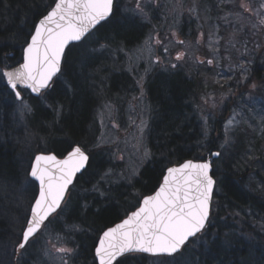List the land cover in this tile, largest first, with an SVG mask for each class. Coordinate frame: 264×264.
<instances>
[{"label": "snow or ice", "instance_id": "obj_1", "mask_svg": "<svg viewBox=\"0 0 264 264\" xmlns=\"http://www.w3.org/2000/svg\"><path fill=\"white\" fill-rule=\"evenodd\" d=\"M120 5L121 0H51L45 4L38 19L32 21V29L28 31L22 47V62L13 66L0 61V81L4 85L0 89V109L11 107L13 120L26 126V121L34 117L37 111L33 103L25 98V90H30L39 104L51 113V121L43 122L47 129H58L68 137L67 147L62 150V154L66 153L63 159H58L53 151L45 149L34 154L22 174L0 172V208L14 204L23 209L20 233L16 234L14 241L0 243V250L10 258L9 264H27L25 256H34L35 264H49L53 260L56 264H72L79 255V246H57L75 243L69 236L83 231L78 224H69L65 218L71 203L69 186H75L77 173L84 175L88 171L93 151L113 141L97 138L92 149H89L86 143L72 140L71 127L64 123L65 105L52 93L58 85L65 94L85 88L96 89L97 78L101 84L105 79L101 73L106 71L107 61L111 59L115 62L118 54L126 51L121 39L122 30L130 24H150L155 12L167 7L160 0H135L134 4L129 3L123 9ZM216 7L224 12L218 19L224 21L225 27H231L233 33L224 40L219 35L220 25H215V32L209 34L211 58L193 55L175 31L161 36V30L153 25L143 44L136 49L139 54L137 58L148 57L149 68L145 69V73L152 66H159L166 72L174 71L187 61L196 65L197 70L208 67L212 71L220 65L221 60L231 61L230 53L236 50L239 53L237 62L229 66L230 72L239 71L236 89L249 87L255 91L258 86L254 82L249 86L250 77L246 74L249 40L238 41L237 36L246 32V22L250 23L255 17L257 23L251 24V52L264 47L256 39L264 29V0H219ZM183 8L184 0H175L173 15L182 14ZM197 9L194 0L187 11L198 16ZM24 22H28L27 18ZM203 37L204 33L201 32L195 41L197 46ZM221 41H224L223 50ZM238 43L241 47H237ZM0 46H7V41L0 43ZM174 47L184 50L172 57L170 51ZM73 49L77 54L70 58ZM156 49L160 50V55L155 54ZM222 75L217 73V76ZM231 79L229 76L224 83L219 79L214 80L222 89L226 86L228 89L226 94H221L220 101L236 95L229 83ZM142 80L143 77L137 81L141 85L138 98L141 102L144 98ZM240 95L242 101L247 96L248 103L260 105L259 113H264V97H254L244 92ZM200 101L195 111L199 113V136L202 139L196 141V146L205 151L193 159L165 167L162 179L151 194H142L135 186L142 167L151 163L152 158L151 150L143 143L144 132L148 128L147 121L143 119L138 126L136 158L119 173L112 168L98 173L99 180L90 190H86L107 201L132 196L138 205H133L135 210L128 212L119 223L101 231L94 245V264H124L126 259L134 258L137 253L151 254L156 264H212L214 261L224 264L220 252L243 247L235 227L223 233L216 228L214 208L218 202L213 197L223 194L220 187L223 180L217 175L221 168L218 161L223 159L226 147L231 143L232 130L248 122L245 119L246 105L233 110L225 124V139L219 145V150L213 151L209 121L213 117L211 110L218 107V100L215 93H205ZM112 110L110 103L102 105V111H107L109 117ZM247 111L251 112L252 109ZM261 122L264 123V116ZM113 127L118 125L113 123ZM112 158H115L114 153ZM253 158L249 155L246 160ZM119 159L124 160L125 157L120 156ZM105 184L108 187L102 188ZM113 184L116 185L115 189ZM78 208L87 213L91 204L85 201ZM248 215L253 213L249 210ZM261 220L264 221V217ZM213 228L216 231H212ZM247 239L251 245L252 238ZM0 264H5V261L0 259ZM239 264H251V261L241 258ZM257 264H264V259Z\"/></svg>", "mask_w": 264, "mask_h": 264}, {"label": "trees", "instance_id": "obj_2", "mask_svg": "<svg viewBox=\"0 0 264 264\" xmlns=\"http://www.w3.org/2000/svg\"><path fill=\"white\" fill-rule=\"evenodd\" d=\"M207 1L214 6L215 0ZM50 2L51 0L0 2V43L7 41V46H0V61L13 66L22 61V47L28 31L32 29V21L38 19L45 4ZM4 5L7 7L5 8ZM26 18L27 23L24 22ZM193 20L195 23L191 31L195 34L202 26H198L196 20ZM150 27V24L144 26L130 24L125 27L121 35L125 46L138 44L140 37ZM257 39L261 45H264V39ZM6 53L9 57L7 59H5ZM76 54V50L73 49L70 58ZM108 63L106 71L101 73L105 79L101 84L97 78L96 89L85 88L65 94L58 85L56 91L52 93L65 105L64 123L71 127L70 138L86 143L89 149H92L97 142L100 130L93 106L98 105L99 99L104 97L111 98L113 94L121 91H132L131 75L126 71L109 67ZM204 69L200 67L197 70V66L189 64L188 67H179L174 71H163L151 79L152 83H148V96L152 102L150 114L157 132L156 136L152 135V137H155L159 143L156 144L153 138L151 139L153 140L150 141L153 149L151 163L141 169V176L136 182V189L142 194H149L155 190L162 179L165 167L193 159L205 151L196 146V141L202 139L199 136L200 121L199 113L195 111L196 105L201 103L200 97L203 94L215 93L220 98L228 89L227 86L222 89L220 84L214 81L209 85ZM235 73L237 74L229 83L236 91V95L231 96L225 106H221L219 102L218 107L211 110L213 117L209 121V139L212 141L213 151L219 150V145L225 139L224 126L233 110H239L240 106L246 105L240 93H245L248 87L236 89L235 81L239 79V71ZM215 74L216 72L213 71L212 78ZM251 79L264 81V62L260 57H256L251 63L248 83ZM3 86V82L0 81V89H3ZM254 97H264V91H259ZM25 98L37 108L35 116L26 121V126L18 120H13L11 107L0 109V172L22 174L23 169L34 158V154L45 149L58 155L65 154H62V150L67 147L68 137L58 129L49 131L43 123L51 121L50 111L40 105L35 96L26 94ZM49 102L51 103V99ZM247 109L253 107L247 106L245 115L253 118L252 123H255V126L251 128L249 124L242 123L238 128H234L231 132L233 140L226 147L223 159L218 161L221 168L217 175L223 180L220 186L223 194L213 198L218 202L214 208L217 216L216 228L223 233L235 227L239 234L237 238L243 245L238 250L220 252L219 256L224 264H239L241 258L251 261V264H257L264 259V227H262L264 221L261 220V217H264V123H257L253 117L256 116L255 112H249ZM249 155L254 158L246 160ZM105 156L104 147L93 151V159L88 171L84 175L80 174L75 186L71 188V203L65 217L69 224L76 223L83 229L72 233V240L75 241V246H79L81 252L79 258L83 259L85 264H94V245L101 231L124 218L134 209L133 205L138 206L132 196L117 197L115 200L107 201L91 191H86L99 180L98 173H101L105 167L103 164ZM101 187L106 188L108 185ZM112 187L115 189L116 185L113 184ZM85 201L91 204V209L87 213L78 208V205ZM249 210L253 215H248ZM236 213L239 215L237 216ZM22 222L21 208H17L14 204L0 208V243L14 241L16 234L21 231ZM216 228L212 231H216ZM248 237L252 238L251 245L248 243ZM143 258H146V255L138 253L134 258L126 259L124 264H130L132 259L140 263L143 262ZM0 259H3L5 264H9L10 258L4 255L2 250H0ZM134 264L138 263L134 262ZM212 264L217 262L214 261Z\"/></svg>", "mask_w": 264, "mask_h": 264}, {"label": "rangeland", "instance_id": "obj_3", "mask_svg": "<svg viewBox=\"0 0 264 264\" xmlns=\"http://www.w3.org/2000/svg\"><path fill=\"white\" fill-rule=\"evenodd\" d=\"M193 2L194 0H184V8L182 10V14H177L174 16L172 13V5L175 3V0H160V3L162 5H167V7H161L158 11L155 12L153 18L151 19V23H150L151 27L146 31V33L143 34L142 37H140L141 39L139 40V43L138 44L136 43L135 45L132 44L130 45V47L125 46L126 47L125 53L118 54V57L115 60V62H113V60L111 59L107 61L109 62L108 63L109 67H112L115 70H119V71H126L128 72V74L131 75L130 78L132 79V83L130 84V86L132 87V91H121L120 93H117L115 95L113 94L111 98L104 97L103 99H99L98 105L93 106L94 115L97 118L98 127H100V130L98 132L99 138H101L103 141H113L112 143H104L102 146L105 149V155H106L103 163L105 166L103 171L107 168H112L116 173H119L121 170L125 169L129 165V163H131L136 158L138 154L135 153V146L137 143V139L139 137L138 126L141 123V119L146 120L148 123V128L145 129L144 132L143 143L151 150L152 155H153V149L150 141L154 140L156 144L159 143L158 141H156L155 137L154 138L152 137V135L156 136L157 132H156V127H154L153 119L150 114L152 108V102L148 96V83L151 81L152 78H155L157 74L163 73L164 70H162V68L159 66H152L151 70L145 73V69L149 68L148 57L145 55L143 58H137L139 54L136 52V49L143 44L147 34L151 31L152 26L155 25L158 29L161 30V36H163L164 33L175 31L178 34V38L186 42L189 51L193 55L205 59L211 58V52L208 47L209 34L215 32L216 24L220 25L219 35L224 37V40H227L228 37L232 35L233 29L231 27H225L224 21L218 19V17L223 16L224 14L222 10L216 7V5L219 3V0H215V2H213L214 6L208 4L207 0H195V3L196 4L198 3L197 6H199V8L197 9L198 16L197 14H191L187 11V9L192 6ZM129 3L134 4L135 0H121L120 6L123 9ZM226 10L227 9H224V11ZM192 18L196 20L198 26H202L201 28H198L196 30L195 34H193V32L191 31V28L195 23V21ZM253 23H257V19L255 17L252 18L250 23L246 22L247 25L246 32L242 34H238L237 36L238 41L249 40L250 54L247 55L246 57L247 60L246 74L249 77L251 76V63L256 59V57H260L261 61L264 62V48L259 49L258 51L255 52H251V48H252L251 24ZM201 32L204 33V37L201 43L199 44V46H197L195 41L197 40V37L200 35ZM257 38H261V40L264 39V29H261L256 39ZM220 47L221 50H223L224 41L220 42ZM237 47H241V45L238 43ZM183 50L184 49L180 47H174L170 51V56L175 57L178 51H183ZM155 54L160 55L161 54L160 50L156 49ZM230 55H231V61L221 60L220 65L214 68L212 71H209L208 67H203L205 68L204 70L207 73V81H208L207 83L209 85H211L213 81L217 79L223 82H225V80H227L229 76H231L233 79L234 76L237 74L235 73L236 71L234 73L230 72L229 66L230 64H235L237 62V57L239 53L236 50H232ZM189 64L194 65L191 61H187L183 63L181 67H188ZM213 71L216 72L214 78H212L211 76ZM217 73H222L223 75L217 76ZM141 77H143L142 80L143 94H144L143 102H141L138 99L141 95V85L137 84V81H140ZM130 78H129V83L131 82ZM253 82L258 86V88L255 91H251L250 88L248 87L245 93H249L250 95L255 96V94H259V91H264V81L259 82L257 80L255 81L254 79H251L248 85L250 86ZM226 93L227 92H225V94ZM24 94L26 95L27 92H25ZM113 97L116 99H113ZM134 97H136L137 99H133ZM229 98L230 97L225 98L222 101H219L220 105L225 106ZM244 99H245L244 102L246 103V107L247 106L253 107L252 111L255 112L256 115L253 116L255 121L257 123L261 122V117L264 116V113H259L260 105L248 103L247 96H245ZM119 102L120 104H118ZM105 103H110L113 107L110 117L107 111H102V105H104ZM245 119L248 121L247 124L252 125L251 128L255 126V123H252L253 118L251 117L248 118L245 115ZM113 123L118 125V127H113ZM152 138L153 140H151ZM232 140L233 137L231 134V142ZM116 141H118V143H116ZM113 153L115 154V158H112ZM120 156H124L125 159L120 160L119 159ZM112 179L115 180L116 177H112ZM21 210L23 212L22 208ZM65 235L67 234L65 233ZM69 239L72 240V234L69 236ZM57 246L72 247V248L77 247L75 246L74 243H66ZM80 254L81 252L79 248V255ZM79 255L73 260L72 264H85L83 262V259L79 258ZM25 260L28 262L27 264H35L34 256H25ZM142 261L143 262L139 263L138 260L132 259L130 264L132 263L134 264V262L138 264H156L155 258L152 255H146V258H143ZM49 264H56V262L53 260L50 261Z\"/></svg>", "mask_w": 264, "mask_h": 264}, {"label": "water", "instance_id": "obj_4", "mask_svg": "<svg viewBox=\"0 0 264 264\" xmlns=\"http://www.w3.org/2000/svg\"><path fill=\"white\" fill-rule=\"evenodd\" d=\"M22 62V61H21ZM30 91V90H29ZM33 96H35L34 94H32ZM55 154V153H54ZM57 158L58 159H63V157H59V156H57ZM173 166V165H172ZM169 167H171V166H169ZM80 173H77V176L79 175ZM77 176L74 178V182H75V180H76V178H77ZM37 184H38V181H37ZM71 186V185H70ZM69 186V187H70ZM121 221V220H120ZM120 221H118V222H116V223H119ZM111 226H113V225H111ZM111 226H109V227H111ZM98 242V241H97ZM145 254H149V253H145ZM149 255H151V254H149ZM119 259V258H118ZM98 263V262H97Z\"/></svg>", "mask_w": 264, "mask_h": 264}, {"label": "bare ground", "instance_id": "obj_5", "mask_svg": "<svg viewBox=\"0 0 264 264\" xmlns=\"http://www.w3.org/2000/svg\"><path fill=\"white\" fill-rule=\"evenodd\" d=\"M216 95V94H215ZM218 102L220 101L219 95H216ZM227 122V120H226Z\"/></svg>", "mask_w": 264, "mask_h": 264}]
</instances>
